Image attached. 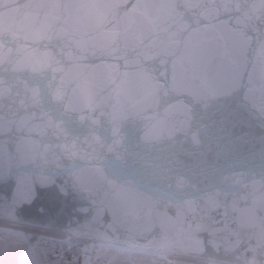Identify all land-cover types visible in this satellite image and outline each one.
<instances>
[{"label": "water", "instance_id": "95a60500", "mask_svg": "<svg viewBox=\"0 0 264 264\" xmlns=\"http://www.w3.org/2000/svg\"><path fill=\"white\" fill-rule=\"evenodd\" d=\"M0 220L264 264V0H0Z\"/></svg>", "mask_w": 264, "mask_h": 264}, {"label": "rangeland", "instance_id": "374dc122", "mask_svg": "<svg viewBox=\"0 0 264 264\" xmlns=\"http://www.w3.org/2000/svg\"><path fill=\"white\" fill-rule=\"evenodd\" d=\"M17 225L26 227V225L21 223H17ZM31 231L32 230L26 231L27 235H25L29 244H24L19 241L20 239L16 241L13 239L15 236L10 235L13 233L12 231L0 227V264H71L72 262L83 264L81 258L85 246L83 243L65 238L66 236L61 233H51L60 238H39L32 243V247L30 246L31 241H29L28 237V233H31ZM60 240L65 241L66 244H61ZM163 255L164 254H159L158 256H143L97 250L90 256L89 264H177L172 261L168 262ZM201 262H207L203 264H219L205 260ZM188 263L192 264V262Z\"/></svg>", "mask_w": 264, "mask_h": 264}, {"label": "bare ground", "instance_id": "6f19581e", "mask_svg": "<svg viewBox=\"0 0 264 264\" xmlns=\"http://www.w3.org/2000/svg\"><path fill=\"white\" fill-rule=\"evenodd\" d=\"M0 227H4V228H9V229H18V230H32L31 233H28L30 236V241L33 242L35 241L36 239H39L41 237H44V238H52V237H55V238H60L59 236H56L55 234H51V233H56L58 234V232H55V231H50V230H45V229H42V228H36V227H31L29 226L28 227H24V226H19L17 225V223H12V222H9V221H3V220H0ZM25 231V232H26ZM71 239H74L76 240L75 242L77 241H82L84 244H88L89 242H87L86 240L84 239H81V238H76V237H70ZM68 238V239H70ZM73 241V240H72ZM65 247V245H64ZM62 247V248H64ZM79 247V246H78ZM77 247V248H78ZM79 249V248H78ZM63 255V254H62ZM61 255V256H62ZM164 258H166V260L168 262L172 261V262H175V263H184V264H191V263H188V262H192V264H203V263H207V262H201L200 260H192L191 258H188V257H180V256H172V255H163ZM75 257V256H74ZM65 258V257H64ZM77 259V258H76ZM186 261V262H185ZM68 263V262H67ZM77 263V262H76ZM70 264V263H68ZM72 264V263H71ZM170 264V263H169ZM172 264V263H171Z\"/></svg>", "mask_w": 264, "mask_h": 264}]
</instances>
